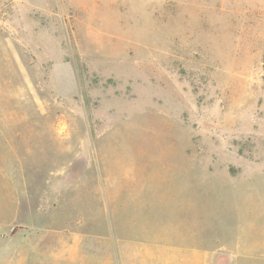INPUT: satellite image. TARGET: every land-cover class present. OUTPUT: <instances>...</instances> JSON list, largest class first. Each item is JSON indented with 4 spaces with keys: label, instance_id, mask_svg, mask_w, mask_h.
Returning a JSON list of instances; mask_svg holds the SVG:
<instances>
[{
    "label": "rangeland",
    "instance_id": "1",
    "mask_svg": "<svg viewBox=\"0 0 264 264\" xmlns=\"http://www.w3.org/2000/svg\"><path fill=\"white\" fill-rule=\"evenodd\" d=\"M179 235L264 254V0H0V264Z\"/></svg>",
    "mask_w": 264,
    "mask_h": 264
},
{
    "label": "crops",
    "instance_id": "2",
    "mask_svg": "<svg viewBox=\"0 0 264 264\" xmlns=\"http://www.w3.org/2000/svg\"><path fill=\"white\" fill-rule=\"evenodd\" d=\"M165 2L169 0H148ZM217 244V245H216ZM222 247L215 238L194 236H158L155 240L134 237L118 238L116 251L103 264H222ZM242 258L264 260V254H227L223 264H241Z\"/></svg>",
    "mask_w": 264,
    "mask_h": 264
}]
</instances>
